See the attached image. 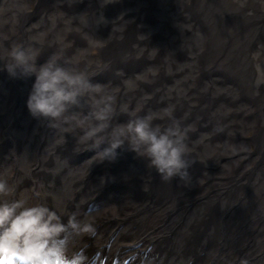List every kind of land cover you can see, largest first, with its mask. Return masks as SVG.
<instances>
[{
  "label": "bare ground",
  "instance_id": "6f19581e",
  "mask_svg": "<svg viewBox=\"0 0 264 264\" xmlns=\"http://www.w3.org/2000/svg\"><path fill=\"white\" fill-rule=\"evenodd\" d=\"M52 13L66 16L49 39L63 19L80 28L61 62L86 50L92 83L122 89L144 73L119 102L142 115L174 108L190 129L189 178L162 181L126 145L114 162L89 163L95 151L76 152L71 134L59 144L29 113L35 77L0 70V173L16 195L59 204L65 224L92 222L94 237L70 236L92 264H264V0H0V22L18 20L9 43L47 31Z\"/></svg>",
  "mask_w": 264,
  "mask_h": 264
},
{
  "label": "clouds",
  "instance_id": "9594fccd",
  "mask_svg": "<svg viewBox=\"0 0 264 264\" xmlns=\"http://www.w3.org/2000/svg\"><path fill=\"white\" fill-rule=\"evenodd\" d=\"M64 16V13L50 14L47 17L49 29L38 31L23 42L9 43L18 23L15 17L0 22V64L3 65L0 70L6 71L11 78L35 77L26 102L31 116L48 121L50 127L58 130L61 133L59 144L66 143L64 134H71L76 139V152L95 151L88 160L91 164L114 162L118 149L126 145L129 151L146 160L147 166L155 169L162 181L187 180L191 167L188 160L191 149L187 143L190 129L181 126L172 107L142 115V105L132 108L119 102L122 90L135 91L137 81L149 82L144 73L122 80V89L92 83L98 73L89 70L90 64L80 67L86 60V50L61 62L64 51L72 46L68 36L80 31L74 26L73 18L63 19V29L49 39ZM5 25H8L7 32L3 31ZM138 38L146 39L143 35ZM138 47L133 46L134 49ZM53 48L57 51L38 67L41 54ZM144 51L140 49L135 58H142ZM152 52L157 51L153 49ZM148 72L153 76L157 74L152 68ZM116 75L125 74L117 71ZM144 99H151V96ZM119 115H126L127 122L116 123ZM164 120L169 121L167 126L157 123ZM62 216L59 204L49 206L39 199L33 201L23 195L17 196L10 177L0 173V264H92L82 250H73L70 236L94 237V224L79 221L75 214L65 224Z\"/></svg>",
  "mask_w": 264,
  "mask_h": 264
}]
</instances>
